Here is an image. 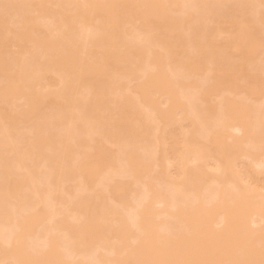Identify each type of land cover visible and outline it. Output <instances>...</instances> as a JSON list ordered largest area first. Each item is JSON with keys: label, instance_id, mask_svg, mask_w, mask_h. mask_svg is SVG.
Instances as JSON below:
<instances>
[{"label": "bare ground", "instance_id": "bare-ground-1", "mask_svg": "<svg viewBox=\"0 0 264 264\" xmlns=\"http://www.w3.org/2000/svg\"><path fill=\"white\" fill-rule=\"evenodd\" d=\"M0 264H264V0H0Z\"/></svg>", "mask_w": 264, "mask_h": 264}]
</instances>
